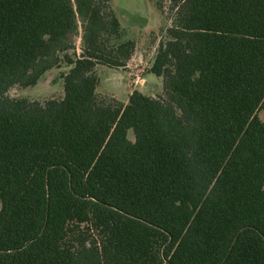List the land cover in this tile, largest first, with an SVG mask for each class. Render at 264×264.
<instances>
[{"label": "trees", "instance_id": "obj_1", "mask_svg": "<svg viewBox=\"0 0 264 264\" xmlns=\"http://www.w3.org/2000/svg\"><path fill=\"white\" fill-rule=\"evenodd\" d=\"M156 8L163 94L120 102L112 0H0V264H264V0ZM62 67L61 98L10 95Z\"/></svg>", "mask_w": 264, "mask_h": 264}, {"label": "rangeland", "instance_id": "obj_2", "mask_svg": "<svg viewBox=\"0 0 264 264\" xmlns=\"http://www.w3.org/2000/svg\"><path fill=\"white\" fill-rule=\"evenodd\" d=\"M112 5L126 36L136 42V51L127 69L97 66L100 80L99 94L113 97L120 102H126L133 89L142 90L153 97L161 96L163 94L162 79L153 74H146L155 58L161 40L159 29L164 24L162 15L156 8V0H112ZM76 45L77 53H79L81 51L80 37L76 38ZM67 70V67L51 69L39 79L35 86L16 88L10 95L32 101L61 98L64 95L61 77ZM260 117L264 119V111L260 112Z\"/></svg>", "mask_w": 264, "mask_h": 264}, {"label": "crops", "instance_id": "obj_3", "mask_svg": "<svg viewBox=\"0 0 264 264\" xmlns=\"http://www.w3.org/2000/svg\"><path fill=\"white\" fill-rule=\"evenodd\" d=\"M147 80V79H146ZM147 83H148V81H147ZM139 91H141L142 92V90H139ZM132 92V91H131ZM128 100V99H127ZM127 102V101H126Z\"/></svg>", "mask_w": 264, "mask_h": 264}]
</instances>
